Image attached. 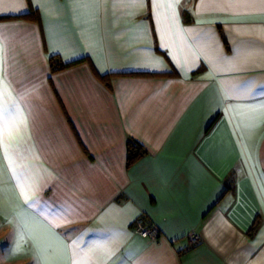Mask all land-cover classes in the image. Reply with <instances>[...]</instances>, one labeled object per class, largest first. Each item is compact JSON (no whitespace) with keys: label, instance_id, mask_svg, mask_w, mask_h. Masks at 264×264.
<instances>
[{"label":"crops","instance_id":"1","mask_svg":"<svg viewBox=\"0 0 264 264\" xmlns=\"http://www.w3.org/2000/svg\"><path fill=\"white\" fill-rule=\"evenodd\" d=\"M154 11L0 0V56L30 149L17 159L23 192L0 164L16 250L0 264H264V0ZM52 56L82 62L51 73ZM130 139L146 155L127 167ZM137 218L157 242L134 232ZM189 235L199 242L186 250Z\"/></svg>","mask_w":264,"mask_h":264},{"label":"snow or ice","instance_id":"2","mask_svg":"<svg viewBox=\"0 0 264 264\" xmlns=\"http://www.w3.org/2000/svg\"><path fill=\"white\" fill-rule=\"evenodd\" d=\"M139 2H143V0H139ZM151 4L155 9L153 12L154 17L159 16L158 10L161 7H166L169 9V19H175V9L179 4V0H170V2L166 4H162L161 0H151ZM19 11H23V9H20ZM165 51L167 52L168 50L165 48ZM54 54H59L58 50H54ZM260 109L264 110V104L260 105ZM26 129L27 120L23 115L19 101L12 95L8 83L6 82V76L3 69V59L2 56H0V164L5 161L7 162V168L10 172L9 179L15 180L16 186L19 187L22 192L24 187H26L23 183L26 173L23 170L17 171V159L23 158L21 156L22 152L30 150L25 147ZM3 172V167H0V191H2V185L4 182ZM25 199L27 200L26 193ZM51 207L52 210L55 211L60 206L53 203ZM61 212V218H64L67 213L64 212L63 209H61ZM12 239L13 236H9L5 243L11 244ZM81 239H83V237L78 238L77 243H79ZM92 247L95 246L91 243H86L84 248L80 249L81 257L86 258L87 253L84 249ZM9 251H11V249H9ZM73 264H76V262L73 261Z\"/></svg>","mask_w":264,"mask_h":264},{"label":"trees","instance_id":"3","mask_svg":"<svg viewBox=\"0 0 264 264\" xmlns=\"http://www.w3.org/2000/svg\"><path fill=\"white\" fill-rule=\"evenodd\" d=\"M81 62L82 60L64 64L56 56H52L49 59V67H50L51 73H56L66 68L75 66ZM140 75H144V74H140ZM158 75L163 76L165 74H158ZM101 79H105V77L103 76L101 77ZM126 154H127L126 166L129 167L133 163L138 161L139 159L143 158L146 155V150L137 141H133L130 139L127 141V144H126ZM254 230H255L254 227L251 228V232H254Z\"/></svg>","mask_w":264,"mask_h":264},{"label":"built area","instance_id":"4","mask_svg":"<svg viewBox=\"0 0 264 264\" xmlns=\"http://www.w3.org/2000/svg\"><path fill=\"white\" fill-rule=\"evenodd\" d=\"M133 230L137 233L140 237L149 239L151 242L155 243L160 237L159 230L152 225H147L143 219L137 218L133 222ZM188 247L186 250L194 247L199 242V237L196 235H189L187 237Z\"/></svg>","mask_w":264,"mask_h":264},{"label":"rangeland","instance_id":"5","mask_svg":"<svg viewBox=\"0 0 264 264\" xmlns=\"http://www.w3.org/2000/svg\"><path fill=\"white\" fill-rule=\"evenodd\" d=\"M8 237L9 236L7 235V233L5 235V229L0 224V261H1V259L6 258V255L7 256H12V257L14 255H16L15 248L12 247V245H11V247H10L11 251H9V247H8L9 244L5 243L6 240L8 239ZM13 246L20 247L19 245H13ZM23 263H25V261H20L18 263H14V264H23Z\"/></svg>","mask_w":264,"mask_h":264}]
</instances>
